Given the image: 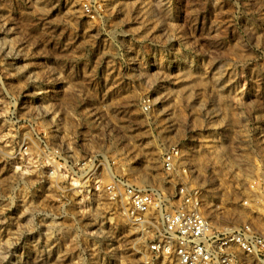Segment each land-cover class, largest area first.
Instances as JSON below:
<instances>
[{
	"label": "rangeland",
	"instance_id": "1",
	"mask_svg": "<svg viewBox=\"0 0 264 264\" xmlns=\"http://www.w3.org/2000/svg\"><path fill=\"white\" fill-rule=\"evenodd\" d=\"M0 264H264V0H0Z\"/></svg>",
	"mask_w": 264,
	"mask_h": 264
},
{
	"label": "built area",
	"instance_id": "2",
	"mask_svg": "<svg viewBox=\"0 0 264 264\" xmlns=\"http://www.w3.org/2000/svg\"><path fill=\"white\" fill-rule=\"evenodd\" d=\"M203 229L205 230V227H204ZM204 230H202V223H201V221H198V222L194 225V227H193V233H194L195 235H198V234H200L201 232H202V234H203Z\"/></svg>",
	"mask_w": 264,
	"mask_h": 264
},
{
	"label": "bare ground",
	"instance_id": "3",
	"mask_svg": "<svg viewBox=\"0 0 264 264\" xmlns=\"http://www.w3.org/2000/svg\"><path fill=\"white\" fill-rule=\"evenodd\" d=\"M101 169V168H100ZM104 170V169H103ZM102 171V170H101ZM103 172V171H102ZM101 173V172H100ZM103 174V173H102ZM98 182V181H97ZM116 182V181H115ZM99 191V190H98ZM150 210V209H149ZM149 210H146L145 212V214H144V217H146V218H150L151 217V211H149ZM144 213V212H143ZM141 216H142V214H141ZM174 260H176V258L174 259ZM175 262H177V261H175ZM177 263H179V262H177Z\"/></svg>",
	"mask_w": 264,
	"mask_h": 264
}]
</instances>
